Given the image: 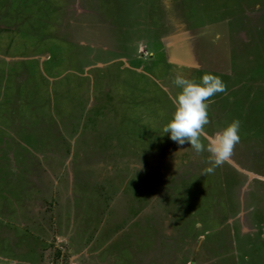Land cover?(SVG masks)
Returning <instances> with one entry per match:
<instances>
[{"label":"rangeland","instance_id":"374dc122","mask_svg":"<svg viewBox=\"0 0 264 264\" xmlns=\"http://www.w3.org/2000/svg\"><path fill=\"white\" fill-rule=\"evenodd\" d=\"M176 73L226 85L205 130L238 119L240 141L219 165L163 131ZM248 219L264 0H0V264H264Z\"/></svg>","mask_w":264,"mask_h":264},{"label":"clouds","instance_id":"9594fccd","mask_svg":"<svg viewBox=\"0 0 264 264\" xmlns=\"http://www.w3.org/2000/svg\"><path fill=\"white\" fill-rule=\"evenodd\" d=\"M218 39L219 36L214 38L213 42ZM172 84L179 91L171 97L174 111L172 118L163 128L164 133L169 134L170 139L179 145L189 143L197 154L207 152L210 164L219 165L230 158L240 141V121L234 119L214 135H209L205 130L210 123L211 98L227 90L223 80L215 74L205 73L197 82L195 78H189L184 73H176ZM213 170V167L205 169L208 173ZM5 264L18 262L11 260L5 261Z\"/></svg>","mask_w":264,"mask_h":264},{"label":"crops","instance_id":"0c3cea01","mask_svg":"<svg viewBox=\"0 0 264 264\" xmlns=\"http://www.w3.org/2000/svg\"><path fill=\"white\" fill-rule=\"evenodd\" d=\"M249 213L250 212H253L254 213V210L252 209H249L248 211ZM239 214V213H238ZM240 214H243L245 216V212H243V210L241 211ZM263 214V213H262ZM248 222L250 223L251 225V229L247 230V234H250L252 231H254L255 229H261L262 230V233L260 235V237H264V224H261V225H256L255 223H253L250 219H248Z\"/></svg>","mask_w":264,"mask_h":264}]
</instances>
